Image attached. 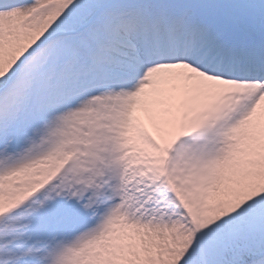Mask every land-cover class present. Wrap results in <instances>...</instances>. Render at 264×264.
I'll use <instances>...</instances> for the list:
<instances>
[{"label":"snow or ice","instance_id":"snow-or-ice-1","mask_svg":"<svg viewBox=\"0 0 264 264\" xmlns=\"http://www.w3.org/2000/svg\"><path fill=\"white\" fill-rule=\"evenodd\" d=\"M0 264H264V0H0Z\"/></svg>","mask_w":264,"mask_h":264}]
</instances>
